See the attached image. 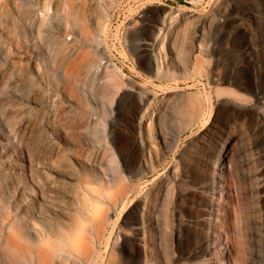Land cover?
I'll return each instance as SVG.
<instances>
[{
    "label": "rangeland",
    "instance_id": "obj_1",
    "mask_svg": "<svg viewBox=\"0 0 264 264\" xmlns=\"http://www.w3.org/2000/svg\"><path fill=\"white\" fill-rule=\"evenodd\" d=\"M83 1L97 32L31 3L0 32V180L30 174L11 198L42 173L61 200L54 171L86 168L91 264H264V0Z\"/></svg>",
    "mask_w": 264,
    "mask_h": 264
},
{
    "label": "bare ground",
    "instance_id": "obj_2",
    "mask_svg": "<svg viewBox=\"0 0 264 264\" xmlns=\"http://www.w3.org/2000/svg\"><path fill=\"white\" fill-rule=\"evenodd\" d=\"M29 3L34 5L36 15L47 11L65 12L64 23H58L63 29L64 24L65 26L68 24L67 19L71 24L89 26L90 31L100 30L98 17L83 0H66L63 5L53 0H0V32L13 42L27 33L24 30L26 24L22 20L21 9ZM171 14L173 11L164 16V23ZM29 31L34 34L37 28L30 27ZM62 36L64 37L63 34ZM66 38L68 39L67 36ZM157 39L158 37L150 44V51L154 69L159 73L162 61L157 51ZM0 51L5 54L4 45L2 47L0 45ZM82 51L86 49L72 52V67L91 66L89 54ZM23 57L24 55L17 51L13 61L22 60ZM155 102V99L149 102L140 118L141 139L143 121L146 115L150 114ZM20 165L14 163L10 172L6 174V179L0 180V264H91L94 258L95 250L92 246L97 227L88 225L86 221L89 219L87 211L96 204L93 196L87 195L84 191L85 185L91 182L92 173L86 168H82L79 174L67 167L64 170H55L57 179L69 189L61 194V200L54 197L55 191L44 174H38L39 181L30 177L27 183L32 192H28V199L21 205L18 200L11 198L7 180L10 176L17 181L30 176L29 173L20 170ZM213 215L217 214L214 212ZM99 226L98 232L104 224Z\"/></svg>",
    "mask_w": 264,
    "mask_h": 264
}]
</instances>
